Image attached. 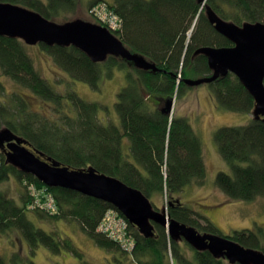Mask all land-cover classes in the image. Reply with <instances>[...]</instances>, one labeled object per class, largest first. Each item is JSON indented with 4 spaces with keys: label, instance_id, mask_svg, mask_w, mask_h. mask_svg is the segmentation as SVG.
Masks as SVG:
<instances>
[{
    "label": "trees",
    "instance_id": "trees-1",
    "mask_svg": "<svg viewBox=\"0 0 264 264\" xmlns=\"http://www.w3.org/2000/svg\"><path fill=\"white\" fill-rule=\"evenodd\" d=\"M1 1L22 4L51 19L67 17L78 7V0ZM100 3L121 19V27L115 34L132 51L145 55L163 71L141 70L115 56L97 63L74 46L37 44L73 79L93 89L100 90L107 79L120 73L123 82L111 112L101 101L87 100L70 86L65 91L57 89L42 75L28 52V47L35 45L0 35V128L9 127L28 140L31 149L65 165L93 166L116 176L142 190L150 199L165 193L173 205L169 207L173 218L200 231L216 233L210 220L203 226L202 215L180 199L187 187L206 183L208 171L202 138L187 117H171L159 104L178 93L182 95L189 86L178 82L177 75L211 74L207 58L193 56L198 48L232 43L210 23L203 1L94 0L89 4V12ZM206 3L224 19L238 24L264 22V0H206ZM3 76L30 93H7ZM208 85L220 108L245 113L254 108L253 96L233 73ZM31 98L43 105L35 108ZM45 105L54 110L42 112ZM104 108L114 116L101 115ZM215 140L230 167V171L217 174L216 186L231 199L264 198V118H252L245 125L222 126L216 131ZM0 161V183L11 178L19 183L16 196L0 192V234L17 231L31 251L41 246L55 253L67 250L81 257L80 264H93L82 259L84 253L72 239L42 224L63 220L74 223L98 246L113 253L121 251L137 264H230L209 251L196 250L184 240L170 238L167 229L158 224L155 235L145 237L128 221L135 245L126 250L121 242L98 230L105 212L117 209L113 205L75 190L49 187L34 175L7 163L1 151ZM30 184L48 187L58 211L33 208ZM230 236L245 246L264 251L262 227L236 230ZM19 260L20 255L12 254L13 264H36L31 259ZM8 262L0 253V264Z\"/></svg>",
    "mask_w": 264,
    "mask_h": 264
},
{
    "label": "water",
    "instance_id": "water-1",
    "mask_svg": "<svg viewBox=\"0 0 264 264\" xmlns=\"http://www.w3.org/2000/svg\"><path fill=\"white\" fill-rule=\"evenodd\" d=\"M199 1L205 3L210 23L232 45H207L194 52V57L204 55L207 58L210 75L197 78L174 75L178 82L199 86L233 73L254 98V118H264V22L238 24L221 17L206 0ZM91 16L96 22L82 17L61 22L22 4L0 0V35L21 39L28 45L74 46L97 63L115 56L141 70L163 71L145 55L132 51L118 35ZM175 97L166 99L164 113L172 115ZM30 145L9 127L0 128V150H3L7 163L34 175L49 187L75 190L110 203L145 237H153L155 224H158L167 229L172 239L185 240L196 250L209 251L216 258L227 259L230 264H264L262 249L245 246L230 235L201 232L195 226L173 218L168 206L157 208L142 190L120 178L100 172L93 166L73 168L40 150L31 149Z\"/></svg>",
    "mask_w": 264,
    "mask_h": 264
},
{
    "label": "rangeland",
    "instance_id": "rangeland-1",
    "mask_svg": "<svg viewBox=\"0 0 264 264\" xmlns=\"http://www.w3.org/2000/svg\"><path fill=\"white\" fill-rule=\"evenodd\" d=\"M92 1L94 0H78V7L75 12L68 14L67 17L55 18L54 20L63 22L82 17L89 21H95L89 13V4ZM28 52L32 55L35 65L42 75L53 83L57 89L65 91L70 86L87 100L101 101L112 112L117 92L123 82L120 73H115L113 77L103 83L100 90H97L91 88L87 83L73 79L70 73L60 68L53 58L37 45L28 47ZM189 77L197 78L200 75L192 74ZM1 78L6 85L5 90L7 93L13 94L15 91L30 93L29 90L18 86L7 77L3 76ZM175 99L174 107L171 111L172 115L170 114V116L182 115L187 117L193 128L200 135L204 145V158L208 171L206 183L187 187L180 195V199L202 215L200 222L203 226L210 220L218 234L230 235L236 230L264 228L263 197L251 201L231 199L215 184L216 176L220 171H230L228 163L218 149L215 140L216 131L222 126L248 124L254 118L253 109L251 112L245 113L220 108L212 96L208 84L187 86L182 95L176 94ZM30 100L34 103L35 108L43 105L42 102L35 98ZM66 101L69 102V99L67 98ZM48 109L54 110L53 107L45 105L41 111L45 110L49 113ZM101 112V115L107 116L108 111L106 108ZM108 115L114 116L110 112ZM18 190L19 183L16 178L0 183L1 193L5 192L9 196H16ZM151 200L157 208L168 206L169 209L170 207L169 197L165 193L154 196ZM47 223L43 222L42 224L48 230H59L61 235L72 239L73 243L84 253V256H82L84 260L93 264H137L131 257L121 251L113 253L98 246L90 237L81 232L74 223L63 220L56 223L47 221ZM37 226L39 225L37 224ZM42 228L46 230L45 227ZM0 253L9 260V264H13L10 259L14 253L20 255L19 261L27 262L31 259L36 264H80L81 258L67 250L55 253L43 246L31 251L29 244L22 240L17 231L10 232V234H0Z\"/></svg>",
    "mask_w": 264,
    "mask_h": 264
},
{
    "label": "built area",
    "instance_id": "built-area-1",
    "mask_svg": "<svg viewBox=\"0 0 264 264\" xmlns=\"http://www.w3.org/2000/svg\"><path fill=\"white\" fill-rule=\"evenodd\" d=\"M91 14L110 30L116 32L121 27L119 16L104 3H100L91 10ZM1 164V161H0ZM29 189L34 197L32 207L41 208L50 213L58 211V206L53 193L46 186L30 184ZM98 230L107 233L112 238L121 242L126 250L134 248V239L129 231L128 220L116 209H108L98 225Z\"/></svg>",
    "mask_w": 264,
    "mask_h": 264
},
{
    "label": "flooded vegetation",
    "instance_id": "flooded-vegetation-1",
    "mask_svg": "<svg viewBox=\"0 0 264 264\" xmlns=\"http://www.w3.org/2000/svg\"><path fill=\"white\" fill-rule=\"evenodd\" d=\"M80 81V80H79ZM83 82V81H82ZM85 83V82H84ZM166 106V104H165V102L164 103H160L159 104V107H161L162 108V110H163V108ZM1 152H3V150H0ZM4 153V152H3ZM173 206V205H172ZM202 232H211V231H202ZM215 233V232H214ZM185 241V240H184ZM227 260V259H226ZM228 261V260H227Z\"/></svg>",
    "mask_w": 264,
    "mask_h": 264
},
{
    "label": "bare ground",
    "instance_id": "bare-ground-1",
    "mask_svg": "<svg viewBox=\"0 0 264 264\" xmlns=\"http://www.w3.org/2000/svg\"><path fill=\"white\" fill-rule=\"evenodd\" d=\"M112 31V30H111ZM112 32H114V31H112ZM115 33V32H114ZM48 186V185H47ZM117 210V209H116ZM118 211V210H117ZM119 212V211H118ZM120 214H121V212H119ZM121 215H123V214H121ZM124 216V215H123ZM127 219V218H126ZM128 220V219H127Z\"/></svg>",
    "mask_w": 264,
    "mask_h": 264
}]
</instances>
